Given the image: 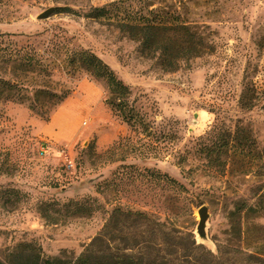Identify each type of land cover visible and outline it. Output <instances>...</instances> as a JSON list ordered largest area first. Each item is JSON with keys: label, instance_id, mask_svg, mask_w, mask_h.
Listing matches in <instances>:
<instances>
[{"label": "rangeland", "instance_id": "374dc122", "mask_svg": "<svg viewBox=\"0 0 264 264\" xmlns=\"http://www.w3.org/2000/svg\"><path fill=\"white\" fill-rule=\"evenodd\" d=\"M111 3L117 4L106 17H84ZM49 8L73 13L54 11L36 20ZM151 11L194 29L211 52L174 72L141 56L113 22ZM4 48L25 49L45 70L22 73L0 65V78L22 83L20 94L71 93L58 107L44 104L47 121L25 104L0 101V262L19 244L35 245L45 258L74 260L117 204L191 233L213 256L218 248L231 251L226 264H239L242 254L264 244V204L246 219L244 243L236 241L229 221L235 204L259 201L264 176L244 173L240 164L221 174L199 152L235 129L251 150L249 162L264 150V0H0ZM80 51L98 57L129 88V103L149 126L145 132H131L112 114L103 81L66 62ZM145 172L166 175L184 189ZM68 202H85L91 214L49 224L37 213L42 203ZM201 206L208 213L206 242L195 234Z\"/></svg>", "mask_w": 264, "mask_h": 264}, {"label": "trees", "instance_id": "16d2710c", "mask_svg": "<svg viewBox=\"0 0 264 264\" xmlns=\"http://www.w3.org/2000/svg\"><path fill=\"white\" fill-rule=\"evenodd\" d=\"M116 4L93 8L84 17L104 18ZM54 11L73 13L69 8H57ZM113 23L124 38L136 43L141 56L155 60L165 72L177 71L180 64L211 52V47L205 44L194 29L182 23L168 22L167 14L164 16L158 11H151L148 15L131 13ZM24 50L0 49V65L18 69L22 73H44L45 70L39 62ZM66 62L76 64L77 68L84 70L92 78L104 82L108 91L105 104L131 132L136 128L145 132L149 128L143 117L129 103V88L98 57L90 52L80 51L70 54ZM21 84L13 79L0 78V101L25 104L29 111L44 121H47V116L42 111L44 104L50 102L52 108L58 107L71 93L66 90L53 94L38 89L28 97L20 94L18 85ZM240 103L242 107L249 108L244 105L242 99ZM238 132V129H235L232 135L225 132L226 136L222 137L220 143H211L200 148L199 152L206 165L224 174L233 165L240 164L244 173L255 172L264 176V150L256 152L253 156L254 162H249L246 156L251 150L238 140ZM241 140L246 141L248 138ZM120 144V141L117 142V148ZM130 151H133V148ZM150 174L160 183H169L176 191L184 189L166 175L152 172ZM258 200L254 206L237 203L229 214V221L238 243L248 241L246 219L264 204V192L258 196ZM91 211L85 202H68L61 206L56 203H42L37 207L39 216L49 224L65 221L69 217L90 215ZM258 247V251L242 254L239 264H264V244ZM216 251L218 256H213L202 244H197L191 233L183 234L170 230L147 213L117 204L111 209L100 231L74 260L64 256L45 258L40 248L35 245L19 244L9 254L7 262L0 264H226L228 260L233 259L228 258L231 251L221 252L219 248ZM222 254L225 255L224 258Z\"/></svg>", "mask_w": 264, "mask_h": 264}, {"label": "water", "instance_id": "95a60500", "mask_svg": "<svg viewBox=\"0 0 264 264\" xmlns=\"http://www.w3.org/2000/svg\"><path fill=\"white\" fill-rule=\"evenodd\" d=\"M54 12V8H49L36 16V20L43 21L48 19L52 13ZM198 222L195 227V234L201 242H206L207 237L205 233V224L208 219L207 208L205 206H201L197 209Z\"/></svg>", "mask_w": 264, "mask_h": 264}, {"label": "bare ground", "instance_id": "6f19581e", "mask_svg": "<svg viewBox=\"0 0 264 264\" xmlns=\"http://www.w3.org/2000/svg\"><path fill=\"white\" fill-rule=\"evenodd\" d=\"M64 117H65V122L67 124H72L73 123L74 118H73V116L71 114H66Z\"/></svg>", "mask_w": 264, "mask_h": 264}, {"label": "crops", "instance_id": "0c3cea01", "mask_svg": "<svg viewBox=\"0 0 264 264\" xmlns=\"http://www.w3.org/2000/svg\"><path fill=\"white\" fill-rule=\"evenodd\" d=\"M51 130H52L53 137L57 139L60 136V134L55 132L53 129H51Z\"/></svg>", "mask_w": 264, "mask_h": 264}]
</instances>
